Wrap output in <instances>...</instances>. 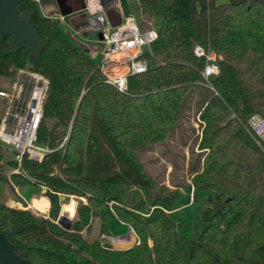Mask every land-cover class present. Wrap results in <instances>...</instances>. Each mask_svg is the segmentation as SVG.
<instances>
[{
	"label": "trees",
	"instance_id": "trees-1",
	"mask_svg": "<svg viewBox=\"0 0 264 264\" xmlns=\"http://www.w3.org/2000/svg\"><path fill=\"white\" fill-rule=\"evenodd\" d=\"M119 2L127 14V0ZM136 2L143 21L154 18L159 25L146 72L128 78L124 93L103 83L83 50L55 19L39 15L33 0H21L18 10L34 11L30 25L43 43L40 54L4 55L10 39L0 34V77L27 68L48 80L51 95L37 143L53 149L69 129L62 150L21 164L32 185L46 188V217L5 205L4 187L28 179L5 176L0 148V233L29 264H264V155L245 127L252 114L264 121V0ZM194 46L217 57L218 74L209 87ZM187 97L203 99L196 112L203 127L196 143L201 163L191 169V203L199 191L207 196L203 228L194 239L177 235L170 218L177 206L164 208L176 204L178 191L158 185L138 156L169 137ZM113 186L140 190L148 212L139 213L141 201L125 206ZM69 195L84 202L78 200L63 229L56 224L64 203L59 199ZM94 219L98 235L88 242L84 236ZM114 220L132 229L136 243L130 248L102 242Z\"/></svg>",
	"mask_w": 264,
	"mask_h": 264
},
{
	"label": "built area",
	"instance_id": "built-area-1",
	"mask_svg": "<svg viewBox=\"0 0 264 264\" xmlns=\"http://www.w3.org/2000/svg\"><path fill=\"white\" fill-rule=\"evenodd\" d=\"M40 1L33 0L35 4H39ZM94 2L96 9L92 11L88 7L87 0H82L84 5L81 11L87 12L88 15L86 30L72 34L65 31L63 27L62 29L89 59L99 56L95 68L103 77V83L119 93H124L127 89L128 78L146 72L148 59L153 58L152 45L157 39V32L151 23L147 22L143 25V19L138 15L136 19L129 12L124 14L119 0H94ZM111 10L117 11L118 24L113 25L107 17V11ZM53 19L59 20L60 23L62 20L61 17ZM76 34L81 38L96 35V40L92 43L99 45L100 48L79 41ZM192 51L195 57L203 58L204 65L199 75L209 87V79L218 74L217 57L212 51L204 50L199 46H194ZM48 92V80L27 68L14 70L9 90H0L2 101L0 146L7 148V153L11 155L13 163V167L5 174L7 178L14 174L34 182L23 172L22 161L40 163L44 156L62 150L64 147L69 129L61 142L53 149L37 143V131L42 122V109L48 98ZM245 127L264 155V121L260 116L252 114L247 118ZM127 229L128 236L110 238L111 242L127 241L133 235L129 226Z\"/></svg>",
	"mask_w": 264,
	"mask_h": 264
},
{
	"label": "rangeland",
	"instance_id": "rangeland-1",
	"mask_svg": "<svg viewBox=\"0 0 264 264\" xmlns=\"http://www.w3.org/2000/svg\"><path fill=\"white\" fill-rule=\"evenodd\" d=\"M53 3L55 2L52 0H49L48 2L47 0H41L39 4H35L38 14L43 15L44 12L49 11V8L54 9ZM126 4L128 6L129 13L134 18L138 19V15L144 19V16L141 14L140 10L138 11L137 9L136 0H127ZM61 18V23L59 20H56L58 25L61 26L60 29L63 27L65 31H68L72 34L77 31H84L88 27V15L85 11H78L70 16H64ZM144 21H142V24H147V22ZM147 21L155 28H157L159 25V20H155L154 18H150ZM76 37L79 41H84L85 44H90L93 47L97 46L100 48L99 45L93 44L96 40V35L92 37L81 38L76 34ZM90 60L95 66L98 63L99 56ZM10 83L11 77L8 74L2 75L0 77V90L8 91L10 88ZM202 102L203 99L201 98L194 97L191 99L190 97H187L183 103V109L179 118V123L176 125V127H174L169 137L163 142L152 145L138 154L146 172L151 178L155 180L158 185H162L167 191L177 190L180 194L176 204H174L172 207L164 205V208L170 210L171 208H175L177 206V210L170 212V218L175 224L177 235L186 239H194L195 234H198L203 228L200 214L204 208L205 199L207 196L206 192L199 191L196 193V200L191 203L192 195L194 193L190 187L191 169L194 166L198 167V165L201 163V151L197 148L196 143L199 142L198 137L203 125L199 127L196 112ZM1 112L2 101L0 100V116ZM0 148L3 155L2 172L5 174L10 170L5 163L7 161H11V155L7 153V148L5 146H0ZM198 160H200L199 163L197 162ZM18 184L11 182L9 186L4 187L3 199L5 205L16 209L29 210L33 214L44 216L39 211L29 208L28 206L32 197H45L43 194L45 193L46 188L44 186L40 187L36 183V185H32L30 180H27L26 183ZM111 192L113 195L118 196L120 201L128 207L141 201L139 213L145 214L148 212V200L144 197V194L140 190L132 187L113 186L111 187ZM165 193L167 192H163V194ZM78 200L84 202V199L82 198H77L71 195L67 196L66 199L63 200L64 203L59 207L58 216L61 214L64 216L61 207L65 204L68 205L71 201L74 202L73 209L75 210ZM73 214L66 213L65 215L69 216V218L72 220ZM95 221L97 220L94 219L92 221L89 227V232L84 236L88 242L95 239L98 235ZM113 222L116 224L115 220ZM115 226H111V231L106 236L107 239H103L102 242L108 243L109 246L115 250H125L133 246V242L131 243L132 245L129 246L116 245V243L111 242L110 238L125 236L128 233L127 226ZM130 237L127 241L123 242H129L131 239Z\"/></svg>",
	"mask_w": 264,
	"mask_h": 264
},
{
	"label": "water",
	"instance_id": "water-1",
	"mask_svg": "<svg viewBox=\"0 0 264 264\" xmlns=\"http://www.w3.org/2000/svg\"><path fill=\"white\" fill-rule=\"evenodd\" d=\"M21 0H0V34L10 39V42L3 54L8 55L24 50L30 57H37L42 48L43 43L35 34L30 25V17L34 11L29 10L19 13V3ZM82 0H54L60 15L62 17L75 13L83 9ZM107 17L110 11H107ZM119 19L116 17L112 24H118ZM99 37V36H98ZM51 95L49 90L47 97ZM60 201L64 197H60ZM71 220H67L63 215H59L56 219L63 229H68ZM129 233H127V236ZM0 264H29L28 261L17 257L10 244H8L4 235L0 233Z\"/></svg>",
	"mask_w": 264,
	"mask_h": 264
},
{
	"label": "crops",
	"instance_id": "crops-1",
	"mask_svg": "<svg viewBox=\"0 0 264 264\" xmlns=\"http://www.w3.org/2000/svg\"><path fill=\"white\" fill-rule=\"evenodd\" d=\"M49 0H47V2H48ZM52 1H54V0H52ZM54 4V9H51V8H49V11L48 12H44L43 13V15H41V16H46V17H51V18H56V17H62L61 15H60V11L58 10V8H57V6H56V3H53ZM83 4V3H82ZM81 11V10H80ZM78 12V11H77ZM72 14H74V13H72ZM72 14H68V15H66V16H70V15H72ZM116 17H118V13H117V11H113V10H111L110 11V15H109V19L111 20V21H113ZM41 199H44L45 201H46V203H47V209H46V211L45 212H40L41 214H43L44 216H46L47 215V211H48V200L45 198V197H38V198H35V197H32L30 200V203H29V208H31V204H32V202H35V201H40ZM188 204H189V202H188ZM61 209H62V207H61ZM178 209V208H177ZM176 209V210H177ZM62 211H63V209H62ZM69 214H73V213H69ZM69 217V216H68ZM96 222V226H97V221H95ZM117 224H114L113 226H115V225H117V226H115V227H118V226H121V225H125V224H123V223H121V222H116ZM125 227H126V225H125ZM116 229V228H115ZM118 229V228H117ZM131 239H130V241L128 242V243H135L136 242V238H135V236L134 235H132L131 237H130ZM116 245H123V242L122 243H116Z\"/></svg>",
	"mask_w": 264,
	"mask_h": 264
},
{
	"label": "bare ground",
	"instance_id": "bare-ground-1",
	"mask_svg": "<svg viewBox=\"0 0 264 264\" xmlns=\"http://www.w3.org/2000/svg\"><path fill=\"white\" fill-rule=\"evenodd\" d=\"M88 7L90 8V10L94 11L96 9V3L93 2V0H88ZM31 208H33V209H35V210L43 213L47 209V203H46V201L44 199H41L40 203H39V201L33 202L31 204ZM73 208H74V202L73 201H71L68 205L65 204L64 206H62L63 213H64V217L67 220H71V219L67 215H65V214L66 213H69L68 211L74 212V209ZM123 245L129 246V245H132V244L131 243H128V242L127 243L123 242Z\"/></svg>",
	"mask_w": 264,
	"mask_h": 264
}]
</instances>
